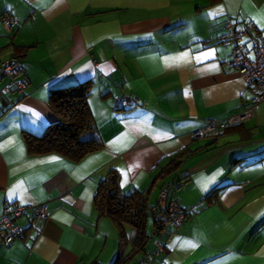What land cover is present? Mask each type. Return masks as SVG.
Here are the masks:
<instances>
[{
	"label": "crops",
	"instance_id": "crops-1",
	"mask_svg": "<svg viewBox=\"0 0 264 264\" xmlns=\"http://www.w3.org/2000/svg\"><path fill=\"white\" fill-rule=\"evenodd\" d=\"M6 16L16 21L9 31ZM227 17L251 27L247 47L251 34L264 36V0H0V62L19 60L29 81L23 95L0 90V211L4 202L48 209L43 220L30 208L17 219L26 235L0 241V264H110L118 230L94 204L110 169L120 195L141 191L148 206L173 182L169 195L185 210L158 255L149 240L128 264H264V102L213 138L188 135L253 97L245 77L222 65ZM85 81L100 149L77 162L28 153L24 134L56 120L50 90ZM121 95L137 105L114 108ZM124 230L123 255L134 237Z\"/></svg>",
	"mask_w": 264,
	"mask_h": 264
},
{
	"label": "built area",
	"instance_id": "built-area-1",
	"mask_svg": "<svg viewBox=\"0 0 264 264\" xmlns=\"http://www.w3.org/2000/svg\"><path fill=\"white\" fill-rule=\"evenodd\" d=\"M3 27L9 31L16 23L11 16L2 20ZM224 30L219 34L218 40L228 43L231 50L222 61V65L240 72L248 82L253 91L250 103L241 111L225 118H209L204 123L189 131L191 139L213 138L219 133L242 123L264 102V36L260 33L251 34L250 47L245 45L244 39L250 34V26H238L237 21L227 17L224 21ZM4 81L1 92H15L23 95L28 88L29 81L26 77V69L19 60L8 58L0 62V81ZM138 99L121 95L114 98V108H126L137 105ZM173 182L165 183L159 190L156 202L150 205L148 214L153 220L151 230V242L153 244V255H158L163 248V237L170 228H179L185 218V210L178 199L170 197ZM30 208L33 218L43 220L47 217L48 209L43 203L31 207L4 202L0 211V241L10 244L15 240L23 239L26 229L19 225L17 219L22 217ZM151 258L144 257L140 264H149Z\"/></svg>",
	"mask_w": 264,
	"mask_h": 264
},
{
	"label": "trees",
	"instance_id": "trees-1",
	"mask_svg": "<svg viewBox=\"0 0 264 264\" xmlns=\"http://www.w3.org/2000/svg\"><path fill=\"white\" fill-rule=\"evenodd\" d=\"M92 87L91 81H85L50 90L48 104L56 120L48 124L41 135L24 134L26 149L30 154L58 153L74 162L101 147L96 136L93 118L87 99ZM178 161L172 160L162 170H174ZM99 214L106 215L118 230V251L110 264H128L134 256L145 250L151 237L146 232L149 218L148 198L141 191L134 190L120 195L118 173L110 169L100 182L94 197ZM124 225L134 230L130 251L123 255L121 247L127 242ZM88 264H101L93 260Z\"/></svg>",
	"mask_w": 264,
	"mask_h": 264
},
{
	"label": "rangeland",
	"instance_id": "rangeland-1",
	"mask_svg": "<svg viewBox=\"0 0 264 264\" xmlns=\"http://www.w3.org/2000/svg\"><path fill=\"white\" fill-rule=\"evenodd\" d=\"M151 217V216H150ZM152 218H148V224H149V227H150V223L152 222V220H151ZM153 228V227H152Z\"/></svg>",
	"mask_w": 264,
	"mask_h": 264
}]
</instances>
